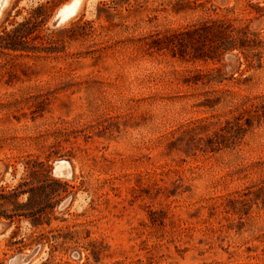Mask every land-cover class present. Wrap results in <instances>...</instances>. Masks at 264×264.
I'll return each mask as SVG.
<instances>
[{"label":"rangeland","instance_id":"374dc122","mask_svg":"<svg viewBox=\"0 0 264 264\" xmlns=\"http://www.w3.org/2000/svg\"><path fill=\"white\" fill-rule=\"evenodd\" d=\"M72 1L1 10L38 52L0 51V190L57 192L0 218V264H264V0H81L53 26Z\"/></svg>","mask_w":264,"mask_h":264},{"label":"trees","instance_id":"16d2710c","mask_svg":"<svg viewBox=\"0 0 264 264\" xmlns=\"http://www.w3.org/2000/svg\"><path fill=\"white\" fill-rule=\"evenodd\" d=\"M209 0H193V1H181V2H177L173 8V12L174 13H180L183 11H186L187 9H190L192 6L195 7H203L205 8V10H209V8H207V2ZM192 9V8H191ZM33 22L30 19L25 20L20 26L23 28L25 26H31ZM185 32L183 31H178L175 32L173 31L171 33L170 36L168 37H164L163 40H159L156 39L153 42H151V44H149L150 47H155L156 49H161L163 47L165 48H172L175 46H178V48L181 50L182 45V37L185 36ZM218 34L222 35L221 32H219ZM31 36V28L30 27H26L24 30H19L17 28L13 29L12 31H5L2 30L0 31V51H20V52H34L37 50H31L29 48H26L25 46H23L24 41L27 38H30ZM224 50H227L228 48L226 46H223ZM38 52V51H37ZM202 60L205 59H210L211 61H214L215 58L211 57V56H200ZM207 57V58H204ZM236 121V126H241L242 123L240 121V119L235 118ZM227 130V129H226ZM228 131V130H227ZM49 174L50 171L46 172V174L44 175L45 181H50L51 183L55 184L56 186H62V187H67L66 183H63L62 181H60V179H53V178H49ZM3 192V189L0 190V218H3L5 220H8L10 222L13 221V219L15 218H20V217H28L26 212H23V210H25L27 204H31V203H37V200L39 198H41L44 202L46 201H51L53 199V195L57 192L54 189H50L49 191H44V188L42 187H37V188H33L27 192H21V191H16L13 193H8V194H3L1 193ZM24 193H28V199H27V203L25 204H21L18 203L17 200L18 198L23 195ZM238 201V200H236ZM44 202H41V204H43ZM12 205L13 208L12 210H8L7 206ZM26 211V210H25ZM39 212V210L35 211V214H37ZM31 217H34V214L30 215Z\"/></svg>","mask_w":264,"mask_h":264},{"label":"water","instance_id":"95a60500","mask_svg":"<svg viewBox=\"0 0 264 264\" xmlns=\"http://www.w3.org/2000/svg\"><path fill=\"white\" fill-rule=\"evenodd\" d=\"M7 0H0V14L3 6ZM62 23L59 16L56 15L52 25L57 26ZM53 174L59 177L68 178L72 174L71 164L69 161L61 160L54 163ZM69 200L67 199L63 204H66ZM40 255V247H35L28 252L19 253L14 255L8 262V264H34Z\"/></svg>","mask_w":264,"mask_h":264},{"label":"bare ground","instance_id":"6f19581e","mask_svg":"<svg viewBox=\"0 0 264 264\" xmlns=\"http://www.w3.org/2000/svg\"><path fill=\"white\" fill-rule=\"evenodd\" d=\"M81 0H74L70 4L63 6L57 15L61 22L66 21L69 17H71L78 9Z\"/></svg>","mask_w":264,"mask_h":264}]
</instances>
